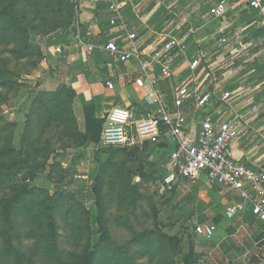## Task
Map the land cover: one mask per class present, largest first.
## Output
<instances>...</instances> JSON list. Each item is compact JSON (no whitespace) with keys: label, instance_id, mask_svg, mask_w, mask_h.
I'll return each mask as SVG.
<instances>
[{"label":"rangeland","instance_id":"374dc122","mask_svg":"<svg viewBox=\"0 0 264 264\" xmlns=\"http://www.w3.org/2000/svg\"><path fill=\"white\" fill-rule=\"evenodd\" d=\"M99 1L0 0V226L13 233L0 239V249L11 241L13 264H253L264 249V224L227 219L224 187L189 181L167 187L161 145L126 151L94 141V112L78 102L71 80L95 73L96 58L84 63L75 33L80 27L87 37L80 17L88 8L95 15ZM118 1L132 7L141 31L155 32L148 23L165 10L156 22L167 19L165 35L153 36L146 44L152 47L167 36L185 37L202 19L180 0ZM59 31L72 36L70 45L46 49ZM93 37L100 41V34ZM242 56L232 59L230 51L225 72L237 70ZM215 57L210 52L206 63ZM213 68L201 79L207 88L215 83L210 75L224 79ZM169 89L163 82L162 90ZM7 201L16 210L10 226L3 220ZM204 220L218 226L211 239L194 233L195 222Z\"/></svg>","mask_w":264,"mask_h":264},{"label":"built area","instance_id":"2783aa9c","mask_svg":"<svg viewBox=\"0 0 264 264\" xmlns=\"http://www.w3.org/2000/svg\"><path fill=\"white\" fill-rule=\"evenodd\" d=\"M258 12L260 25L264 28V0H248ZM109 11L113 13L110 24L124 32L121 44L117 40L101 44H85L78 35V43L83 49L84 63H89L96 51L108 57L114 63H129L137 60L141 64L140 77L133 80L139 89H146L143 103L145 116L139 117L135 107L112 108L104 118L100 134V144L104 148L126 151H144L161 145L160 155L165 161L164 177L167 187H176L185 181L197 183L205 178L208 183L228 188L242 201L227 209V217L235 218L245 213L246 208L255 221L264 224V169L254 168L238 161L233 154V146L250 133L243 126L246 116L256 113L258 105H253L245 114H237L224 122L216 121L211 115L203 114L195 128L191 129L185 114L187 105L194 103L196 112L207 113V107L215 99L228 104L236 98L233 91L213 90L198 93L189 86L174 88L169 92L162 90V83L173 78L171 54L174 51L185 55L187 44L174 37H168L161 50L156 51L152 61L159 68L160 75L141 62V43L137 33L132 32L122 14L123 5L110 1ZM227 3L215 5L210 16L221 19L227 14ZM79 31V30H78ZM227 39H221L226 43ZM61 48L58 47V51ZM203 56L194 58L190 68L197 70ZM109 91L115 90V83L106 82ZM79 178L87 179L82 175ZM194 233L204 239H211L217 233L213 223H197Z\"/></svg>","mask_w":264,"mask_h":264},{"label":"crops","instance_id":"0c3cea01","mask_svg":"<svg viewBox=\"0 0 264 264\" xmlns=\"http://www.w3.org/2000/svg\"><path fill=\"white\" fill-rule=\"evenodd\" d=\"M118 2L123 5V8L125 7V3ZM221 2L227 3V14L221 19H213L210 16V11L215 5ZM179 4L186 6L184 10L190 7H196L195 10H199L202 19L196 24L201 26L198 29H193V31H190L183 38L177 36L178 34L172 36L166 35L167 37H174L185 41L188 49L187 55L185 54L187 56L185 61L180 66L172 68L173 78L168 82L170 87L168 92L170 93L174 88L181 86H189L198 93L213 90L215 87L220 88L222 91H231V88H236L233 92H236L237 95L233 101L225 104L215 99L207 107V113L196 112L194 103L190 102L184 114L191 129L195 128L203 114L211 115L218 122H224L234 115L245 114L249 110L247 108L250 103L258 105L259 110L256 113L261 114L246 117L243 121L242 125L247 127L250 135L239 143L234 144L233 154L238 161L254 168L259 167L264 169V37H258L257 33H251L249 31L254 25H258L261 32L264 31V28L260 25L259 15L254 16V9L248 0H180ZM88 9H84L79 24H83L89 37H96L100 34V30L96 23L94 12ZM257 19L259 20V24L256 22ZM139 20L141 23H145L143 18ZM131 31L137 33L140 38L141 62L150 70H155L156 76L159 77L157 75L159 68L153 63L152 56L156 51L161 50L163 45L152 47L146 44L147 42H151L153 36L165 35V30L161 35L147 28L141 31L133 27ZM223 38L227 39L226 43H221V39ZM226 45L231 50L228 49L226 52L219 50L221 46ZM230 51L232 59L240 58L243 55V60L242 62H236L238 63L237 70H228L225 72V65L228 63L226 58H228ZM190 52L192 53L191 56L188 54ZM210 52H215L216 57L214 61L210 62L208 60L206 63V57H209ZM198 55L203 56L202 62L204 61L205 64L203 65V69L199 67L194 71L190 66L194 58ZM112 64L111 67L104 62L96 64L94 66L95 73L93 76L91 73L87 75L77 74L72 78L71 87L76 93L78 102L84 108L94 107L96 118L101 120H104L107 113L114 107H135L140 112L137 113L139 117L145 116L146 113H142L144 110L142 105L144 103L146 89H139L133 83V80L141 75V63L134 60L129 63H114L112 61ZM213 67H217V70L220 71V75L224 79L218 82L216 79L217 74L216 76L215 74L210 75V81L212 82L214 80L215 83L214 85L212 84L211 88H207L201 79L207 71L213 73ZM231 76L234 80L236 79L234 81L235 84H233L234 87L229 82ZM107 81L115 83L116 88L114 91L108 90L106 87ZM153 156L157 158L159 154L156 153ZM199 182L210 185L205 178H202ZM220 187L222 188L224 186ZM224 188H222L220 194L223 197L222 201L228 202L225 209L227 217V209L231 205L238 203L240 198L228 188H226L227 190H224ZM249 214L250 211L246 208L245 213H240L237 216L247 217ZM237 216L233 219H236ZM227 219L229 218L227 217ZM254 222L263 224L255 220ZM197 223H213L216 225L212 220L196 221L195 224ZM216 227L218 231V226L216 225ZM259 254L254 258L253 264H264V249Z\"/></svg>","mask_w":264,"mask_h":264},{"label":"trees","instance_id":"16d2710c","mask_svg":"<svg viewBox=\"0 0 264 264\" xmlns=\"http://www.w3.org/2000/svg\"><path fill=\"white\" fill-rule=\"evenodd\" d=\"M113 2H117V0H112ZM99 11L95 12V20L96 23L99 27L100 30V41H92L90 39V37L88 36L87 32L84 29V33L87 37H85L84 39H82V41L85 44H101V43H108L112 40H117V42L119 44H121L122 38L124 37V32H122L121 30H119V24L117 26H111L110 24V19L113 15L112 12L109 11V7L111 3H108L107 1H99ZM126 5V7L123 8L122 14L124 16V19L126 20V23L128 24L129 29L131 30L133 27H135L133 25V23H138V19L133 15L132 13V7ZM165 13V10H160L158 11L152 21H150L148 23V26L151 28H154L155 32L157 33H161L163 31V28L165 26V23L167 21V19H163L162 21L159 22V24H157L156 22L158 21V19L160 17H162ZM254 16L256 17L258 14L257 11L254 10ZM129 16L131 17V20L133 22H130L129 20ZM257 23L259 22V20L257 19L256 21ZM259 24V23H258ZM201 25H196L194 27V29H198ZM81 29H79V31H76L75 36L78 37V35L81 37ZM111 30H114V32H111ZM161 31V32H160ZM249 31L251 33H257L258 37H264V31L261 32L258 25H254L252 26ZM71 39L72 36L70 34H63L60 31L54 33L53 35H51L50 37L47 38L46 43H45V48L46 49H50L53 47H68L71 43ZM33 41L35 42V39H33ZM189 56L192 55V53H188ZM187 55V54H186ZM186 55L181 54L180 52L174 51L171 54V63H172V68H176L178 66H180L186 59ZM96 58V63L97 64H101V60L104 58V56L99 53L98 51H96L92 57V60ZM104 60V59H103ZM212 64V63H211ZM202 66H200V69H203V62L201 63ZM81 74H85L87 75V73H81ZM157 75H160V71H157ZM236 88H231L230 90L233 91ZM86 109H92L93 110V116H92V121L95 123L96 125V130L97 133L99 135V137L95 135V142H99L100 141V134L102 131V126L104 123V120L98 119L96 118V114H95V109L94 107H88ZM13 185L7 184L6 186H8V188L11 190L14 186V183H12ZM5 205H9L8 209L6 210L5 213H3L4 215H6L5 217H3V220L7 222V226H10L13 222V218H14V213H15V206L14 203H12L11 201H7L5 203ZM2 215V214H1ZM247 218L249 219V222H253L255 220V218L253 217V215L249 214L247 216ZM12 229L9 231H6V229L4 228L3 225L0 226V239L5 240H10L11 236H12ZM7 236V237H6ZM10 243L11 241H7L6 243L3 242V246L0 249V254H4L3 256L0 255V264H13V262H11V260L9 258H7V256L10 255V250L8 251V249L10 248ZM8 245V246H7Z\"/></svg>","mask_w":264,"mask_h":264}]
</instances>
